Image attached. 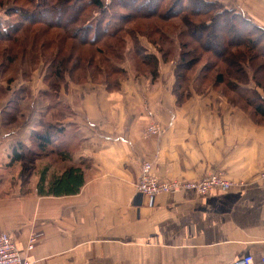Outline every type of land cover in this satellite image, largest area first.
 Masks as SVG:
<instances>
[{
	"label": "crops",
	"instance_id": "crops-1",
	"mask_svg": "<svg viewBox=\"0 0 264 264\" xmlns=\"http://www.w3.org/2000/svg\"><path fill=\"white\" fill-rule=\"evenodd\" d=\"M218 1L264 26V0ZM163 71L164 82L129 77L119 90L89 83L78 99L59 93L76 115L63 117L53 136H61L51 144L62 151L59 161L43 165L62 166L55 174L80 167L83 182L74 193H26L14 171L21 161L12 160L14 150L30 154V136L43 127L50 102L40 101L16 128L0 127V231L31 264H226L245 254L260 264L264 122L210 90L178 103L173 66ZM22 94L14 98L20 108ZM150 123L160 132L146 134ZM145 161L164 179L221 171L234 183L206 195L163 193L149 204L134 188ZM31 235L35 245L27 250Z\"/></svg>",
	"mask_w": 264,
	"mask_h": 264
},
{
	"label": "trees",
	"instance_id": "trees-1",
	"mask_svg": "<svg viewBox=\"0 0 264 264\" xmlns=\"http://www.w3.org/2000/svg\"><path fill=\"white\" fill-rule=\"evenodd\" d=\"M35 1L42 3V6L31 9L17 7L16 10H13L15 11L13 14L17 15L18 18L16 23L7 22V24L3 25L2 20H8V17L0 21V39H14L15 37L12 36V33L17 29H22L21 33H23V36L15 39L17 42L23 39L18 45L22 49L15 51L17 52L15 57H6V59L9 58L8 60L11 61L16 58V55L26 56V54L33 59L39 58L41 56L35 53L36 47L40 46L41 49L46 47L51 51L49 54V65H53L51 76L60 78L58 82L62 79L64 70L69 71L73 75V72L78 70L77 68L84 70L91 68L94 72L90 73L91 78L88 79L95 82V75L103 74L102 80L95 83L101 84L107 91L119 90L121 83L128 78L125 67L119 65L127 48L126 37L132 36L137 39L140 36H146L154 44L156 40L152 36H156L159 39L165 36L164 22L170 17L186 15L184 18L181 17L182 21L188 29L190 28V31L193 29L201 30L199 36H204L205 34L202 33L206 29L207 35L212 33L215 25H218L220 31L227 29L225 32H228L230 27L229 25L226 27L227 22L231 25L238 23L241 25H239L241 29L248 28L246 35L251 34L252 38L244 36V40L239 41L242 43L237 42V44L233 45L231 42H225L220 45L223 52L220 55L214 54L219 57V60L214 58V63L210 65L208 61L211 56H208L207 59H210L203 60L204 65H197V68H199L197 72L192 71L195 65H191L189 61L192 51L190 48L186 49V47L190 45L181 42V47L186 50L180 51V65H173L174 84L172 92L176 96L177 102L180 103L185 95H191L193 92L201 93L208 86L214 89L217 88L220 94L228 99L229 103L237 105L247 113L249 112V115L255 121L264 122V62L258 60V58H264V49L258 48L264 38V28L253 24L250 19L243 17L239 9L226 7L225 4L218 0H147L144 3L140 2L133 6H129V0H57V2L52 0V4H48V0ZM65 1L72 5L69 6L68 3L64 5ZM132 1L137 2L138 0ZM60 3L62 5H59ZM116 6L122 8L124 12H116ZM88 7L90 13L85 18L83 13ZM55 12H59L66 19V24L60 22L59 17L54 15ZM190 17L198 20L191 21ZM39 20L45 23L38 24L41 29H34L35 23ZM188 29L185 35L191 37L187 34ZM51 30H57V32H50ZM38 32H41V34H37ZM232 32L234 31H229V33ZM43 36L46 39L42 41ZM257 36L262 38L259 37L257 39ZM107 39L109 41H106ZM194 42L198 43L196 48H198L197 52L201 51L198 55V58L200 57L199 60H201L204 54L207 55V47L196 39ZM83 46L89 47L85 48ZM234 46V49L230 48ZM228 48H230L229 51H227ZM85 50L87 52L83 53ZM131 50L136 54L135 56L140 58L142 63L148 64L151 62L150 75L147 77L156 79L158 58L155 54L148 52L142 47L139 40L134 42ZM73 60L74 65L72 66L71 62ZM100 65L104 67L103 73ZM4 67L0 65V71L4 70ZM187 71L192 72L189 74ZM114 73L118 75V78L110 79L109 75ZM192 73H194V76ZM45 76L46 71L43 75V80L46 82L47 77ZM71 78L77 81L76 78L72 76ZM188 78H190L192 85L198 86L200 90L194 89V86L193 89H190L187 85H184L185 88L183 86L180 87V82H186L189 80ZM203 79H208L206 85L204 84L206 80L203 81ZM87 81V78L83 80V82ZM43 84L47 87V94H50L53 100L48 105L46 114H49L51 110L52 112H59L61 107H57V103H62L58 99L59 91L52 90L58 83L49 80L48 85L44 82ZM16 97L18 96L16 95ZM14 101L15 99L9 100L8 102L11 105L6 104L3 107L11 106L8 115L6 114V117L2 119V123H5V125H11L16 122L18 113ZM239 101H243L246 106L239 104ZM2 112H4V109L0 111V113ZM51 124V121H45L43 127L47 125L51 129H46L45 131L38 129V131H33L30 136V140H36L37 148L43 154L48 153L47 146H50V141L52 142L51 137L61 130L58 131L60 122L56 121L53 125ZM51 149L62 155V151H56L53 146ZM39 151L38 153H33L34 151L31 153L38 157L40 155ZM31 153L30 155H32ZM21 156L23 157L24 155L15 149L12 160L18 161ZM47 167L48 165L43 166V169L40 170L37 183L39 193H74L83 182L80 167H67L62 172L53 173L50 178H46Z\"/></svg>",
	"mask_w": 264,
	"mask_h": 264
},
{
	"label": "rangeland",
	"instance_id": "rangeland-1",
	"mask_svg": "<svg viewBox=\"0 0 264 264\" xmlns=\"http://www.w3.org/2000/svg\"><path fill=\"white\" fill-rule=\"evenodd\" d=\"M144 1H147V0H138L137 2L129 0L128 4H129V6H133V5H137V3L139 4L140 2L144 3ZM55 2H57V0H55ZM67 3L68 2L65 1L64 5H67ZM48 4H52V0H48ZM59 5H62V4L60 3ZM68 5L71 6L72 4L68 3ZM167 5H168V3H167ZM40 6H42V3H38L35 0H33V1L32 0H0V21L2 19H5L6 17H8V20H2L3 25L7 24V22L14 24L17 22L18 18H17V15L13 14V13H15V11H13V10H16L17 7H21L24 9H31V8L40 7ZM226 7L233 8V9H239L242 12L241 14L243 15V17H246V19H250L253 24L264 28V26L260 25L258 22H253L252 19L248 15H246L240 7H231V6H227V5H226ZM9 11H13V12L10 13ZM115 11L116 12H122V11L124 12V10L118 6L115 7ZM59 12H55L54 15L59 17L58 19L60 20L61 23L66 24V19L63 16H61L59 14ZM89 13H90V11H89V7H88L86 10H84V13H83L84 17L86 18L87 16H89ZM185 16L186 15H182V16H178V17L173 16V17L168 18L166 20V22H164L165 36L160 38V39L157 38L156 36H152L154 38V40H156L154 44H152L151 40H149L146 36H143V37L140 36L137 39H135L132 36L126 37L127 48L124 51V58L119 65H123L125 67V69L127 70V77L128 78L129 77H137V78L138 77H147L150 75L149 69H151V67H152L151 62H149L148 64L142 63L140 58L135 56L136 54L133 52V50H131V47H133L134 42L136 40L137 41L139 40V43L142 47H144L148 52L154 53L155 56L158 58L157 59L158 60V63H157V65H158L157 70L158 71H157V75H156L157 77L155 76L156 79H154V80H157V79L161 80L162 79V82H164V78H166L167 76H163V75H164V73H167V72H164L163 69L167 70L168 68H170L173 65H180V63H179L180 51L185 49V48L181 47V44H180L181 42L182 43H188V45H190L189 47H186V49L190 48V50L192 51L190 56H189V59H190L189 61L191 62V65H195V66H193L192 71L197 72L199 70V68H197V65H204L203 60L207 59L208 56H211V59L210 58L207 59V60L210 59L208 61V63H210V65L212 63H214L213 62L214 58L216 60H219V57H216L214 54L220 55L223 52L222 46H220V45L224 44L225 42H231L233 45L237 44V42L242 43L239 41H243L245 38L244 36H249L252 38L251 34L246 35V31L248 28H246V29L242 28L241 29L240 24L236 23V25L235 24L231 25L229 22H227L226 27L229 25V27H230L229 31H234L232 33H229V31L225 32L227 29H225V31L224 30L220 31L219 30L220 28H218V25H215L214 31L212 33L207 35V32H206L207 29H206L202 33L205 35L199 36L201 33V30L198 31V30L193 29L190 31V28L188 29L186 24L182 21L181 17L184 18ZM190 18H191L190 19L191 21L198 20L197 18H193V17H190ZM44 23H45L44 21L39 20L38 22L35 23L36 26H34L33 28L34 29H41V27L38 26V24H44ZM219 24H221V23H219ZM187 29H188L187 34L190 35L191 37L185 35V33L187 32ZM199 29H201V28H199ZM21 30L17 29L16 31H14L12 33V36L15 37L14 39L11 38L12 40L11 39H3V40L0 39V65L5 66L4 70L0 71V84H2L0 86V111L2 109H4V112L0 113V122H1V119L6 117V114L8 115V112L11 109V106H7L6 108L2 107L5 103L9 104L8 101H7L8 103L7 102L4 103V99H6L8 97V98H10V100H12L16 97V95L19 96V95H21V93H23L24 99L26 101L25 103H23L24 105L21 108L19 107V104L17 103V101L16 100L14 101L15 105L17 106V113H18L16 122H14L11 125H5V123H1L0 127L3 129H5L6 126H10L11 128L14 129L18 125H20L21 122L26 118V116H31V114H33L32 109L36 108L40 101H46L47 100L48 102L52 103L51 102V101H53L52 96L50 94H47V91L43 94V92H44V86L42 85L43 82L45 84H47L49 82V80L56 81L58 83V85L53 87L52 90H58L59 93H61V95H64V93L73 94V95H75V97L77 96V99H78L79 93L83 92L86 89H89V83L98 84L95 82H99L100 80H102V75H103V74L102 75H95L94 80H96V81L92 82L91 80L88 79V78H91L90 73L94 72V70L91 68L87 69V70L77 68L78 70L76 69L77 71H74L73 75L69 71L64 70V73L62 75L63 77L61 80H59L60 82H58V79H60V78H57V77L54 78L51 76V73L53 71V65H49L50 64L49 54L51 53V51L48 50L46 47L41 49L40 46L39 47L37 46L36 51H35V53H37V55L41 56L39 58L33 59L30 55L26 54V56L25 55H23V56L22 55H20V56L16 55V58L14 60H11V61L8 60L9 58L6 59V57H12V56L15 57V54L17 53L15 51H19L22 49V48H19L18 45L21 41H23V39H20L19 42L15 41L16 38L19 39L21 36H23V33H21ZM50 32L55 33V32H57V30H51ZM37 34H41V32H38ZM203 37H204V39H203ZM226 37H228V38L226 39ZM259 37H261V36H257V39ZM24 38H26V37H24ZM44 39H46L45 36L42 37V41ZM193 39L200 41L201 43H203L205 45V47H207V51L204 49L207 52V55L204 54V57L201 60H199L200 57L198 58V55H199V53H201V51L197 52L198 48H196V47H198V43H195ZM262 40L263 41L261 42V44L258 45V48L261 47L264 49V38ZM106 41H109V39H107ZM40 45H41V42H40ZM83 47L88 48L89 46H83ZM230 48L234 49L235 46L230 47ZM230 48H228L227 51H229ZM84 52H87V51L85 50V51H83V53ZM212 54H213V56H212ZM258 60L264 62V58H260V59L258 58ZM71 65L72 66L74 65V60L71 62ZM100 67L102 68V73H103L104 67L101 65H100ZM45 71H46L45 77H47L46 82L43 80V75H44ZM192 71H187V72L190 74ZM211 73H213V72H211ZM146 74H148V75H146ZM193 74L194 73H192V75ZM71 76L76 78L77 81H74L71 78ZM109 76H110V79L118 78V75L115 73L113 75L111 74ZM161 77H163V78H161ZM86 78L88 81L83 82V80H85ZM188 79L189 80H187L186 82H180V87L183 86V88H185L184 85H187L190 89H193V86H194V89L196 88V90H200L198 88V86H196L194 84L192 85L190 78H188ZM204 80H206V79H203V81ZM201 82H202V79H201ZM21 83H24V85H22ZM207 83H208V79L204 82V84L206 85ZM263 84H264V81H263ZM201 85H202V83H201ZM220 86L223 87L222 85H220ZM206 90H210L212 92L220 94V92L218 91L217 88L214 89L213 87L208 86L206 88ZM248 93H249V91H248ZM239 104L246 106L243 101H239ZM9 105H11V104H9ZM57 107H61L59 112H52V110H51V112L47 116L46 115L41 116L42 119L45 118L46 121L47 120L51 121V123H52L51 125H53V123H55L56 121L60 122L63 117L71 115V113H72L71 112V106L68 105V103H65V102L57 103ZM74 111H76V110L73 109L72 117L74 115H76V113H74ZM2 114H4V115L2 116ZM36 123H38V122H36ZM47 125H46V127H40L39 130L40 129L42 131H45L46 129L50 130L51 129L50 126H47ZM3 131L5 132V130H3ZM35 131H37V130L35 129ZM159 132H160V127H159ZM62 136L65 137L66 135L64 134ZM60 137L61 136H58V137H56V139L51 137L52 138L51 140L53 142L55 140H59ZM29 141L32 144V146H30V148L32 149V151H34L33 153H36V152L38 153L39 149L37 148L36 140H29ZM52 142L50 141V143H49V145L51 147H52V145H51ZM50 146H47V152L48 153L43 154L42 152L39 151L40 155H38V157H37V155H34L33 153H31L32 151L30 152L32 155L29 154L25 157L21 156V161H19L17 163V165L14 167L15 173H17L16 175H18L17 180H19V184L21 186V189L26 190L25 191L26 193H33V192L38 193V190H37V188H38L37 183L39 180V179L37 180L38 171L43 169V166H44L43 162L44 161H47V163L48 162L53 163L54 160L59 161V159H58L59 157H58L57 153L54 152V150H52ZM50 150H52V151H50ZM55 157H56V159H55ZM39 160H42V162H41L42 165L37 164V161H39ZM22 161L25 162V165H21ZM56 168L61 169L62 166L58 165L56 167V165H48L47 171H46V178H50L53 175V173L56 172V171H54V170H56ZM216 172H221V171H215V172H212L210 174H213ZM260 172L258 173L259 176H260ZM221 173L223 174V176L225 178H227L223 172H221ZM209 175H207V176H209ZM207 176H205L203 178H206ZM156 177L159 180H164V178H160L157 175H156ZM203 178H201V179H203ZM17 180L14 181L15 184H18ZM177 180H180V179H177ZM136 184H137V182L135 181L134 188H135ZM161 194H163V193H161ZM6 234L8 235V233H6ZM31 236L36 241V236L35 235H31ZM29 238H28V240H29ZM35 241L32 243L31 249H33V247L35 245ZM28 245H29V243H27L26 247ZM26 260H28V259H26ZM29 262L31 263V261H29ZM259 263L264 264L261 261ZM254 264H256V263L254 262Z\"/></svg>",
	"mask_w": 264,
	"mask_h": 264
},
{
	"label": "built area",
	"instance_id": "built-area-1",
	"mask_svg": "<svg viewBox=\"0 0 264 264\" xmlns=\"http://www.w3.org/2000/svg\"><path fill=\"white\" fill-rule=\"evenodd\" d=\"M158 132L159 126L156 123H150L145 127L146 134H157ZM260 177L264 178V169L260 172ZM136 182L135 192L142 195L149 204H152L161 193L191 190L199 195H206L213 189H228L234 183L225 178L221 172L210 174L200 180H159L153 174L151 163L147 161L142 163ZM29 237L27 250H31L32 243L35 241L32 236ZM260 261L264 263V253ZM0 264H31L20 254L14 242L3 231H0ZM227 264H254V259L252 255L245 254Z\"/></svg>",
	"mask_w": 264,
	"mask_h": 264
}]
</instances>
